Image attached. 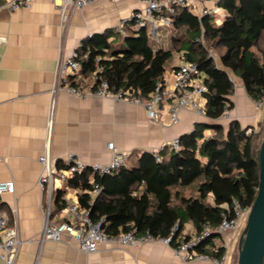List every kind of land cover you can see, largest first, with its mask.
Wrapping results in <instances>:
<instances>
[{
	"label": "crops",
	"instance_id": "0c3cea01",
	"mask_svg": "<svg viewBox=\"0 0 264 264\" xmlns=\"http://www.w3.org/2000/svg\"><path fill=\"white\" fill-rule=\"evenodd\" d=\"M8 1L0 0V33L6 37L0 42V182L14 180L15 191L0 193V216L7 217L8 227L17 230L22 240L13 264H217L186 261L177 256L171 244L162 241L137 246L101 242L96 251L86 252L69 235L42 240L45 205H51L53 218L61 219L56 192L65 189L68 202L79 198V189L57 180L51 190H42L39 157L47 150L59 159L74 152L87 163H107L113 155L110 143L119 151L129 152V159L144 151L159 153L201 121L237 119L244 127L256 126L264 119V107L257 109L243 85L237 84L229 120L209 119L183 109L173 123L166 104L153 120L140 103L102 96L81 98L66 89L53 92L63 53L69 55L84 38L108 29L119 36L134 34L136 25L131 17L141 4L138 0H95L63 13L53 0H32L16 10L6 6ZM197 2L200 9L213 4V0ZM123 19L128 21L126 33L116 30ZM163 36L164 31L157 45L149 42L154 48H168L162 44ZM181 62L177 56L169 76L166 71L167 87L173 86L174 65ZM85 82L91 86L88 78ZM243 230H228L222 241L229 245L235 241V251H239ZM184 233L192 236L196 229L188 223ZM235 251L219 264H235ZM2 254L0 250V264H7Z\"/></svg>",
	"mask_w": 264,
	"mask_h": 264
},
{
	"label": "trees",
	"instance_id": "16d2710c",
	"mask_svg": "<svg viewBox=\"0 0 264 264\" xmlns=\"http://www.w3.org/2000/svg\"><path fill=\"white\" fill-rule=\"evenodd\" d=\"M218 5L225 11L220 23L216 13L203 14L190 6L166 13L171 18L166 28L168 48H154L138 35L129 38V45L116 47L113 42L119 34L110 29L84 38L78 47L82 69L71 81L88 78L97 88L105 79L114 90L123 88L148 100L159 85H165L167 67L181 53L182 61L196 62L202 72L207 118L219 119L235 108L231 96L237 84L251 99H263L264 0H219ZM219 47L222 50L215 55L212 49ZM263 135L264 119L245 127L237 119L201 121L180 135L178 150L169 146L160 150V160L155 152L144 151L112 173L84 171L70 178L68 185L79 189V202L93 219H104L107 233L136 227L139 234L150 231L166 237L178 225L171 240L177 246L190 237L184 233L188 223L201 233L207 224L218 225L228 206L232 212L233 200L252 206L260 182V147L255 148V140L259 137L261 146ZM96 183L101 190L90 204L87 189ZM65 194V189L56 192L58 207L67 203ZM221 242L222 234L212 232L197 250L222 257L226 247Z\"/></svg>",
	"mask_w": 264,
	"mask_h": 264
},
{
	"label": "built area",
	"instance_id": "2783aa9c",
	"mask_svg": "<svg viewBox=\"0 0 264 264\" xmlns=\"http://www.w3.org/2000/svg\"><path fill=\"white\" fill-rule=\"evenodd\" d=\"M59 9L65 13L70 8H82L95 0H53ZM219 0H214V6H208L202 9L203 14L216 13L222 9L218 5ZM32 0H9L6 6L10 10H16L30 5ZM141 4L140 8L133 12L131 20L135 22V31L141 29L149 30L156 43L160 42L161 35L159 26L170 25L171 18L168 14L174 12L177 6H190L195 4V0H138ZM127 20L123 19L116 26V30L120 33H126ZM6 40V37L0 33V42ZM81 43L79 44V46ZM99 61V58L97 59ZM82 69V63L79 60L78 46L73 49L69 55H63L58 61L56 81L53 92L60 89H66L70 93L85 98L87 96H102L109 97L114 100L140 103L145 106L149 118L156 120L166 104L168 112L173 123L179 119V113L183 109H191L199 116L205 115L206 86L202 72L196 62L182 61L177 68L174 69V84L171 88L164 85L158 86L156 91L152 93L148 100L142 99L140 96L131 93L130 91L120 88L114 90L109 86L105 79L99 81L97 88L89 86L85 81L73 82L71 77L76 76ZM102 67H99V71ZM257 109L264 107V98L255 101ZM220 119L229 120V110L226 111ZM251 130V129H250ZM248 131L250 133L251 131ZM168 146L174 150L180 148V137L177 136L168 143ZM166 147V146H165ZM165 147H162L165 148ZM109 148L113 150L112 159L107 163H87L74 152L66 153L65 157L57 158L51 155L50 150H47L39 157V162L42 165V172L39 177V185L42 190L52 189L57 180L68 182L76 174L84 171H90L104 175L112 173L122 166L126 165L130 157L129 152L119 151L114 143H110ZM160 160L159 153H155ZM99 184H94V188L87 189L92 198L100 192ZM15 181H1L0 193L14 192ZM232 212L228 206V212L223 215L222 221L212 226L207 224L201 233H196L189 238L181 239L177 246H173L177 256L186 261L200 260L212 261L214 263H222L226 259V254L222 257L214 256L197 250L199 243L212 232L220 234L226 233L231 229H238L247 222V218L251 206H242L235 199L233 200ZM16 213V208H13ZM44 226L42 229V240L54 239L60 240L63 235H69L73 238L79 249L92 252L99 248L101 242H108L117 245H140L149 241H162L171 244L173 232L178 225L173 228L172 233L166 237H157L150 231L137 233V228L133 227L128 231L121 232L116 235L107 233L103 228L104 219L95 220L90 215L86 207H82L79 198L73 201H68L59 213L61 219L53 218V210L50 204L45 205L44 210ZM22 240L15 229L8 227V219L4 215L0 216V250L3 252V258L7 264H13L21 247ZM221 246L226 247L227 243L222 241Z\"/></svg>",
	"mask_w": 264,
	"mask_h": 264
},
{
	"label": "water",
	"instance_id": "95a60500",
	"mask_svg": "<svg viewBox=\"0 0 264 264\" xmlns=\"http://www.w3.org/2000/svg\"><path fill=\"white\" fill-rule=\"evenodd\" d=\"M259 158V190L239 241L237 264H264V135Z\"/></svg>",
	"mask_w": 264,
	"mask_h": 264
},
{
	"label": "rangeland",
	"instance_id": "374dc122",
	"mask_svg": "<svg viewBox=\"0 0 264 264\" xmlns=\"http://www.w3.org/2000/svg\"><path fill=\"white\" fill-rule=\"evenodd\" d=\"M211 6H214V0H213V4L211 5ZM190 7L191 8H193V10L194 11H196V12H200V8H199V5H198V2H197V0H195V4H194V6L193 5H190ZM225 12H223L222 10H218L217 12H216V15H217V22L218 21H220V19H222V17H223V14H224ZM224 18V17H223ZM218 23H220V22H218ZM168 27H170V25H161V26H159V33H160V35H162V31H164V36H163V45H165L166 46V44L167 45H170V36H169V34H170V31L169 30H165V28H168ZM140 36V37H142V38H146V39H148L151 43H155L156 45H157V43H156V41H154L153 40V36L150 34V32H149V30H147V31H137V33H130L128 36H124V35H121V36H118V38L116 39V42H115V44H114V46H122V45H129V38H134L135 36ZM119 43V44H118ZM264 48V42L262 41V43H261V46H260V48ZM262 48V49H263ZM222 50V48L221 47H219V48H217V49H212V52L215 54V55H217V52H220ZM180 54L181 53H179V54H176V57L173 59V61H172V63L171 64H169V66L167 67V73H168V76L170 75V71H171V68H172V64H174V60L177 58V56L179 57L180 56ZM251 131V130H250ZM260 147V138L258 137L256 140H255V148L256 149H258ZM192 191V190H191ZM190 193V192H189ZM192 193L194 194V191H192ZM245 225H246V222H244L243 223V226H242V229L245 227ZM186 228H187V226H186ZM241 231V230H240ZM235 241H234V244L232 243V245H229V243H228V245H227V249H226V255H228V254H232L233 253V251H235ZM237 258H238V250L237 251H235V264H237Z\"/></svg>",
	"mask_w": 264,
	"mask_h": 264
}]
</instances>
